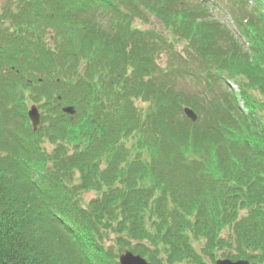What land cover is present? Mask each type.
<instances>
[{
  "label": "trees",
  "instance_id": "trees-1",
  "mask_svg": "<svg viewBox=\"0 0 264 264\" xmlns=\"http://www.w3.org/2000/svg\"><path fill=\"white\" fill-rule=\"evenodd\" d=\"M213 1L4 4L0 264L264 263V0Z\"/></svg>",
  "mask_w": 264,
  "mask_h": 264
},
{
  "label": "rangeland",
  "instance_id": "rangeland-1",
  "mask_svg": "<svg viewBox=\"0 0 264 264\" xmlns=\"http://www.w3.org/2000/svg\"><path fill=\"white\" fill-rule=\"evenodd\" d=\"M7 1H11V0H0V12L3 10L2 7L4 6V4ZM213 2H214V5L209 7L210 8L209 14L211 15V18L216 19L219 22H221L222 24L227 25L228 28H231L232 31L237 33V29L235 27L236 20L234 19V15H233L232 11L238 14L241 12V10H237L236 8H233L232 6L228 5L225 0H220L219 3L215 2V1H213ZM138 23L139 22H137V24ZM140 27H142V24H140ZM144 27L148 28L149 26L145 25ZM183 50H184L183 44L181 42H178L177 46H176V51L180 53V51H183ZM171 57L175 58V54L171 53ZM159 62H161V64L163 66H166L168 63L171 62L170 55L168 54V52L164 51L161 53V57L159 59ZM229 82H231V81H229ZM231 83H233V86H231L230 84H229V86L237 90L238 89L237 85L234 82H231ZM179 89L183 92H186V94H188V93L196 94L198 91H201L202 87L199 86L197 83L193 82L192 80H182L181 79L179 81ZM255 95H256V104L259 103V104H257L258 106L256 108L259 111L258 112L259 115H262L261 121L264 122V99L259 94H255ZM243 102L244 101L240 102L242 107H244ZM256 117L259 119L258 116H256ZM49 148H50V146H49ZM85 196H86V199L89 201L91 198H93L95 196V193L89 192ZM178 264H190V263H178Z\"/></svg>",
  "mask_w": 264,
  "mask_h": 264
},
{
  "label": "water",
  "instance_id": "water-1",
  "mask_svg": "<svg viewBox=\"0 0 264 264\" xmlns=\"http://www.w3.org/2000/svg\"><path fill=\"white\" fill-rule=\"evenodd\" d=\"M63 110L66 113L71 114L72 116L76 112L73 106L64 107ZM184 112L191 120L193 121L197 120L198 115L192 108L187 106L184 108ZM28 115L34 130H37L38 126L41 123V113L39 111V108L36 105H32L28 111ZM119 261L120 264H152L141 255L134 254L131 251H125L123 254H121ZM216 264H250V263L247 260H243V259L236 261H233L231 259H219L217 260ZM254 264H260V263H254Z\"/></svg>",
  "mask_w": 264,
  "mask_h": 264
},
{
  "label": "flooded vegetation",
  "instance_id": "flooded-vegetation-1",
  "mask_svg": "<svg viewBox=\"0 0 264 264\" xmlns=\"http://www.w3.org/2000/svg\"><path fill=\"white\" fill-rule=\"evenodd\" d=\"M226 258H229V257H226ZM240 259L247 260L250 264H254V263H261V264H263L261 261L251 260V259H248V258H245V257H240V258H236V259H232V260H235L236 261V260H240Z\"/></svg>",
  "mask_w": 264,
  "mask_h": 264
}]
</instances>
